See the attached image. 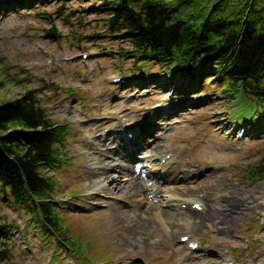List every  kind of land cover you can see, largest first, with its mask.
<instances>
[{
    "label": "rangeland",
    "instance_id": "rangeland-1",
    "mask_svg": "<svg viewBox=\"0 0 264 264\" xmlns=\"http://www.w3.org/2000/svg\"><path fill=\"white\" fill-rule=\"evenodd\" d=\"M94 2L70 3L75 15L83 16V26L66 25L59 16L49 21L52 0H41L38 8L19 0L0 3V102L34 90L51 119L67 126L53 173L58 184L53 203L68 246L42 235L22 209L0 199V216L13 221L8 264H264V181L247 186L237 176L238 169L258 159L264 107L249 112L256 117L252 128L236 120L241 104L220 95L218 79L209 80L213 70L189 78L175 67L133 65L136 56L124 36H110L97 24L99 29H89L92 19L101 17L92 13L98 2L87 8ZM51 29L55 33H48ZM133 128L149 133L126 142L125 154L133 158L114 157L130 164L142 185L141 179L170 162L167 175L174 183L167 186L170 192L160 193L184 203L171 205L163 202L165 196L146 199L144 194L117 200L127 213L124 223L103 196L87 190L102 180L98 169L112 163V157L98 163L100 153L118 144L119 139L108 138ZM156 138L157 152L152 149ZM194 203L203 208L198 217L191 214ZM160 209L171 216L155 220ZM183 235L199 247L191 251L180 241Z\"/></svg>",
    "mask_w": 264,
    "mask_h": 264
},
{
    "label": "trees",
    "instance_id": "trees-1",
    "mask_svg": "<svg viewBox=\"0 0 264 264\" xmlns=\"http://www.w3.org/2000/svg\"><path fill=\"white\" fill-rule=\"evenodd\" d=\"M40 1L19 0L36 8ZM71 2L84 0H52L49 21L59 16L66 25L79 21L83 26V16L75 15ZM96 2L92 13L101 17L92 19L89 29L98 25L108 35L124 36L136 56L133 65L175 64L201 77L207 68L214 74L209 80L221 82L220 95L243 106L241 116L264 107V0H95L87 8ZM66 132L67 126L51 119L34 90L0 102V199L22 209L41 231L63 243L68 233L52 196L58 190L53 173ZM257 156L237 170L241 180L264 179V140L257 144ZM11 227L13 221L0 216V264L12 259Z\"/></svg>",
    "mask_w": 264,
    "mask_h": 264
},
{
    "label": "bare ground",
    "instance_id": "bare-ground-1",
    "mask_svg": "<svg viewBox=\"0 0 264 264\" xmlns=\"http://www.w3.org/2000/svg\"><path fill=\"white\" fill-rule=\"evenodd\" d=\"M167 108H169V107H167ZM161 114H162V111H159V112H156L155 116L157 117ZM132 130H133V137L131 139L128 138L127 136H125L121 130L117 131L118 137L116 139H109L108 138L107 141H109L111 143H113V142H115V140L119 139V141L116 142L118 144L116 146H114L113 148L109 147L108 149H106L105 153H100L101 158H100V161L98 163L101 164L102 162L103 163L107 162L108 161L106 159L107 157H112L111 158L112 163H109L110 164L109 167H105L103 169H98L96 176H101L102 180H99L98 183L95 184V186H93L90 190H87V192H90L89 195L103 196L104 197L103 202L107 205L108 208H111V209H113V211L118 212L117 216L120 217V220L122 219V221H124V223H126V216H127L126 214L127 213L120 210L121 207L118 205L117 200H129L131 197L144 194V197L146 199H147V197L150 199H153L154 196L157 197V195L165 196L164 198H166V199L163 202H165L167 204H171V205L183 203V200H179L178 202H176L175 200H173L171 198L172 197L171 195H166V194L160 193V192H163V193L170 192V190L167 186L170 183H174V181H171L172 180L171 175H167L168 169H170L172 166L171 165L169 167L170 162H167L166 165L160 167L159 169L154 170V172L151 174L152 177L141 179L143 184H144V185H142L139 181H137V179L140 177L136 176L132 172L130 164H127L126 162L122 163L121 160H118L117 157H114V155L118 156V154H119L121 156V158L125 159L126 161H127V159L130 160L131 156L133 158V154L131 156L125 154L126 146H127L126 145L127 140H129V139L132 140V139L136 138L135 136H136V133L139 129L133 128ZM140 132H141V135H143V136L145 134L149 133L148 129H142V128H140ZM156 140H157V138L154 140L153 147H152L153 151H155V152H157L159 149L158 146H156L157 145L155 142ZM114 160H116V161H114ZM118 162H119V164H118ZM148 172H150V171H148ZM159 174H160V176H159ZM175 189L179 190V187L176 186ZM153 201L151 200L150 204L157 205L158 201L157 202L155 200H153ZM137 209L138 208H136V210ZM191 211H192L191 214H193L194 216H196V217L199 216L198 211H195V210H191ZM134 212H133V215H137ZM145 212H148V211H145ZM169 215L171 216V212H169L168 210H161L160 209L159 213L158 212L155 213L154 219L159 220L161 218V216H169ZM224 221L226 223H232L233 219L232 220L224 219ZM161 222H163V221H161ZM162 226H163V223H161L160 227L162 230H164V228ZM151 235L152 234H146V237H150Z\"/></svg>",
    "mask_w": 264,
    "mask_h": 264
},
{
    "label": "water",
    "instance_id": "water-1",
    "mask_svg": "<svg viewBox=\"0 0 264 264\" xmlns=\"http://www.w3.org/2000/svg\"><path fill=\"white\" fill-rule=\"evenodd\" d=\"M48 33L53 34V33H55V30L51 29V30L48 31Z\"/></svg>",
    "mask_w": 264,
    "mask_h": 264
}]
</instances>
